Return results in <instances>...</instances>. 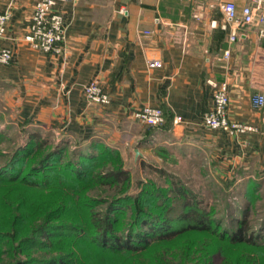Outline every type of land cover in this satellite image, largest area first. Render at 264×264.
<instances>
[{"label":"crops","instance_id":"0c3cea01","mask_svg":"<svg viewBox=\"0 0 264 264\" xmlns=\"http://www.w3.org/2000/svg\"><path fill=\"white\" fill-rule=\"evenodd\" d=\"M9 1L0 0V11ZM34 1L14 0L0 38V48L13 52L9 63H0V100L15 105L22 118L71 138L117 148L131 144L133 152L172 138L238 149L243 163L258 159L264 168V108L249 103L264 89V0L259 8L258 0H57L53 9L64 18L58 55L35 50L23 38ZM225 1L238 12L250 5L254 20L235 26L221 9ZM151 59L162 65L148 66ZM92 78L109 94V104H87L83 88ZM207 79L227 83L228 117L254 125L255 132L236 138L201 125L212 105ZM143 106L162 107L168 127L147 133L148 126L132 116Z\"/></svg>","mask_w":264,"mask_h":264},{"label":"rangeland","instance_id":"374dc122","mask_svg":"<svg viewBox=\"0 0 264 264\" xmlns=\"http://www.w3.org/2000/svg\"><path fill=\"white\" fill-rule=\"evenodd\" d=\"M5 100L4 98L0 100V172L14 149L25 143L30 131L27 129L29 123L24 124L22 121L20 110L15 105L6 106ZM41 129L43 133L47 130L43 127ZM48 133L51 141L57 142L61 139V134L51 130ZM102 142L117 150L120 163L128 173V182L121 183L120 191H123V194H130L135 199L137 194L143 192V188L154 186L167 189L166 195L170 198L174 196L172 187L175 189L183 187L195 201L206 207L213 218L219 220L221 226H225L227 222L232 226L236 225L235 220L244 217L249 226L260 230L259 235L264 236V168H261L258 159L250 158L247 163H243L240 160L241 151L238 149L224 151L212 145L190 143L191 141L177 142L174 138L165 143L159 141L157 145L150 144L135 159L133 145L117 148L105 141ZM0 180H3L0 182V231L15 236L16 241L38 224H43L49 217V214L47 215L49 209L59 205L62 199L67 208L65 212L63 211L64 220L79 222L86 228L91 227L85 209L79 207L81 198H76L69 190H30L16 182H7L1 174ZM254 182L259 183L250 191L251 195L247 198L243 193H247ZM114 185H98L89 188L86 193L102 199L118 193L120 187ZM54 195L60 196L56 199ZM174 203L173 214L180 210V200L174 199ZM103 208L104 205H97L94 211ZM123 212L124 216L117 221V227L120 229L126 228L133 214L132 209L128 207ZM66 236L61 233L56 238H43L30 246L27 252L17 249L12 252L10 244L4 239V243H0V264H17L18 260H25L28 256L37 259L65 254L68 256V253L72 252L76 255L78 264H156L158 259H162L160 261L163 264H169L168 261H171L170 264H177L180 257L177 258L176 253L182 252L191 240H194L192 245L198 250L194 256L200 255L204 264H233L231 259L236 257L241 258L240 264H264V249L261 247L263 244L256 242L254 244L257 246L249 243L242 246L229 245L226 242L215 241L210 234H207V237L200 235L206 237L203 245L199 244V241L196 244L198 235H179L173 238L174 241L170 239L169 243L160 244V240L152 241L148 248L139 253L112 254H101L90 245L78 247L74 242L65 243ZM59 240H62V244H54ZM210 250L212 252L209 255L204 254V251ZM172 252H175V257H169V253ZM226 257L230 259L226 260Z\"/></svg>","mask_w":264,"mask_h":264},{"label":"trees","instance_id":"16d2710c","mask_svg":"<svg viewBox=\"0 0 264 264\" xmlns=\"http://www.w3.org/2000/svg\"><path fill=\"white\" fill-rule=\"evenodd\" d=\"M163 113V124L160 127L147 125V133L153 134L157 128L168 127L164 109ZM22 121L24 124L29 123L27 129L30 131L23 146L18 145L14 149L0 174L7 182H16L30 190H69L76 198H81L79 207L85 209L91 227L86 228L79 222L64 220L63 213L67 208L62 199L59 205L49 209L47 213L49 217L43 224H38L32 231L20 236L17 241L15 236H9L0 231V243H4V239L7 240L12 252L14 249L27 252V249L35 242L43 238H56L61 233L67 235L65 243L74 242L78 247L90 245L101 254L139 253L148 248L152 241L160 240V244L167 243L170 239L174 241L173 238L179 235H198L195 242L198 244L199 241V244L203 245L207 234L212 235L217 242L238 246L247 243L257 246L254 244L257 242L263 244L261 247L264 249V236L259 235L260 230L249 226L244 217L236 219V225L232 226L230 222H227L225 226H221L219 220L213 218L205 209L206 207L195 201L183 187L176 189L172 187L174 196L170 198L166 195L167 189L154 186L143 188V192L140 195L137 194L135 199L130 194H123V191H120L121 185L128 182V173L120 163L117 150L110 148L102 141L95 138H71L61 133V139L54 142L50 140L49 129L43 133L41 127L32 120L23 118ZM258 183L254 182L247 193H243L244 196L249 198L250 191ZM98 185H114L120 188L118 193L110 194L102 199L86 193L89 188ZM54 196L58 199L60 195ZM174 199L180 200V210L173 214ZM97 205H104V208L94 211ZM127 207L132 209L133 214L126 228L120 229L117 227V221L124 216L123 211ZM68 237L74 240H69ZM190 242L182 252L176 253L177 258L180 257V262L177 264H204L201 262L200 255L194 256L198 251L192 245L194 240ZM55 243L62 244V240ZM212 250L204 251V254L209 255ZM73 253L48 259L28 256L25 260H18L17 264H78L76 255ZM169 254V257L176 255L175 252ZM226 258V260L230 259ZM160 260L162 259H158L156 264H163ZM231 260L233 264L242 262L240 257ZM168 263L170 264L171 261Z\"/></svg>","mask_w":264,"mask_h":264},{"label":"built area","instance_id":"2783aa9c","mask_svg":"<svg viewBox=\"0 0 264 264\" xmlns=\"http://www.w3.org/2000/svg\"><path fill=\"white\" fill-rule=\"evenodd\" d=\"M57 0H35L29 17L24 40L31 48L46 54H62L64 18L62 14L53 9ZM14 0H10L4 10L0 11V38L5 33L6 24L12 16ZM261 1L258 0L256 8H259ZM221 9L229 22L235 26H243L254 20V10L250 5H245L238 12L232 1H225ZM260 21H264V15H260ZM260 37L264 38V29L259 30ZM236 31H231L229 40L234 41ZM10 47L0 48V63L7 64L12 59ZM229 55V49L224 51V57ZM162 62L158 59L148 61V66L159 67ZM206 82L212 87V105L202 114L201 125L210 132H224L230 136L240 138L248 133L255 132L256 127L252 124L231 120L228 117V85L225 81L217 82L207 79ZM83 95L88 105H107L110 103L109 94L102 89L99 80L92 78L83 88ZM249 103L252 108L259 110L264 108V89L252 93L249 96ZM132 116L140 123L152 127H160L164 122L163 109L160 106H143L132 112ZM179 118H174L173 123H178ZM243 138V137H242ZM241 138V139H242ZM245 143L244 140H242Z\"/></svg>","mask_w":264,"mask_h":264},{"label":"water","instance_id":"95a60500","mask_svg":"<svg viewBox=\"0 0 264 264\" xmlns=\"http://www.w3.org/2000/svg\"><path fill=\"white\" fill-rule=\"evenodd\" d=\"M135 159L141 154L137 147L134 148Z\"/></svg>","mask_w":264,"mask_h":264}]
</instances>
